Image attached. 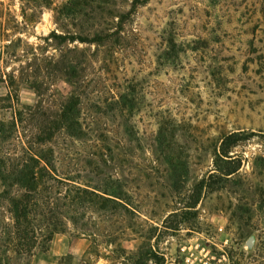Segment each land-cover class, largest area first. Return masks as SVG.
<instances>
[{"label":"rangeland","instance_id":"1","mask_svg":"<svg viewBox=\"0 0 264 264\" xmlns=\"http://www.w3.org/2000/svg\"><path fill=\"white\" fill-rule=\"evenodd\" d=\"M0 72L16 95L0 81V119L34 111L5 149L44 151L58 223L5 249L1 198L10 264H120L141 247L160 264H264V0H0ZM73 100L79 123H53Z\"/></svg>","mask_w":264,"mask_h":264},{"label":"trees","instance_id":"2","mask_svg":"<svg viewBox=\"0 0 264 264\" xmlns=\"http://www.w3.org/2000/svg\"><path fill=\"white\" fill-rule=\"evenodd\" d=\"M148 0H135V3L143 5ZM108 32H99L92 37H75L73 35H60L52 33L54 40L99 43L109 38ZM0 81H7L8 94L2 100L12 101L15 99L14 81L4 80L0 72ZM1 100V99H0ZM9 105H2L6 107ZM39 105L36 104L35 107ZM34 107V109H35ZM29 112H27V110ZM23 111L16 110L12 119H0V180L3 184V190L0 193V199L4 198L8 202L9 211L12 216V223L5 225L4 236L2 238V246L5 249H11L21 255L29 252L36 241L37 234L43 229L48 230L45 240L51 239L52 234L58 229V223L54 221L57 218V208L49 198L42 195L43 189L49 185L48 182L52 177L49 160L44 155V151H34V144L29 143L27 146H21V153L14 151L10 155V151H6L5 146L12 139L13 132L16 129V123L23 122L30 117L34 111L28 107ZM27 114V116H26ZM79 116V108L75 100L69 103H62L61 107L54 113L53 123H62L67 128L77 125ZM51 135V130L43 129L37 133V140L45 142ZM228 136L227 139H230ZM10 144L15 149V144ZM221 154V152H220ZM13 185L16 188L11 190ZM80 191L77 189V193ZM82 194L89 193L87 190L80 191ZM93 194V193H91ZM107 198V197H106ZM109 200V199H105ZM6 250H4L5 253ZM120 264H146L148 260H152L156 264L163 261V257H159L151 249L139 248L137 252L126 254L122 253ZM0 264H10V257L4 254L0 256Z\"/></svg>","mask_w":264,"mask_h":264}]
</instances>
